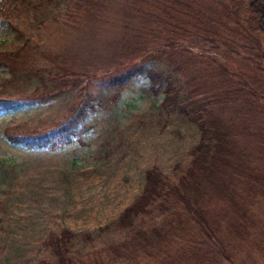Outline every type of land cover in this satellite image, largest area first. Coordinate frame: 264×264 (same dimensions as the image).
I'll return each instance as SVG.
<instances>
[{"label": "rangeland", "instance_id": "1", "mask_svg": "<svg viewBox=\"0 0 264 264\" xmlns=\"http://www.w3.org/2000/svg\"><path fill=\"white\" fill-rule=\"evenodd\" d=\"M44 1L26 0L24 9L14 14L9 11L10 28L0 31V61L13 50L17 57L9 55L4 62L14 69L34 72L41 67L61 78L52 85L67 82L72 90L65 93L68 90L61 89L51 102L36 103L32 95L38 83H23L15 90L7 83L9 72L0 66V102L18 104L0 114V264H29L43 258L41 243L50 232L63 228L93 234L95 248L117 242L121 235L98 237L97 230L115 220L140 193L145 171L157 166L174 178L175 166L188 164L190 148L199 141L190 125L174 119L165 124V115L157 109L160 101L145 95L141 82L125 92L111 112L93 116L89 121L92 129L83 135L82 144L34 150L12 146L5 137L11 128L22 134L48 131L69 116L73 101L82 97L89 81L125 71V63L120 66L125 60L117 24L122 0H74L52 6ZM25 41L23 48L20 45ZM179 45L184 57L191 58L187 69L203 83L201 98L205 101L216 100L223 95L222 89L229 90V84L221 86L224 80L211 77L213 68L219 67L237 81L242 75L252 79L254 73H261L253 66L258 59L251 50L232 39L186 38L180 39ZM240 85L250 88L251 80ZM224 107V116L246 130L244 146L248 151L262 148L264 107L242 102ZM104 137L109 138L107 152H113L115 160L102 172L97 171L94 157ZM207 208L205 217L212 227L217 226L215 235L231 257L227 259L209 246L211 264H264V194L248 212H241L239 221L228 206L215 203ZM239 229L243 239L230 241L229 235ZM198 263L204 264L202 259Z\"/></svg>", "mask_w": 264, "mask_h": 264}, {"label": "trees", "instance_id": "2", "mask_svg": "<svg viewBox=\"0 0 264 264\" xmlns=\"http://www.w3.org/2000/svg\"><path fill=\"white\" fill-rule=\"evenodd\" d=\"M70 1L74 0H47V5ZM23 4L26 0H0V31L10 28L9 11L17 13L25 8ZM120 6L117 24L123 41L121 58L125 60L120 66L125 63V71L89 81L82 97L73 101L69 116L50 130L22 134L14 127L5 133L7 141L27 150L82 144L83 135L92 129L89 121L93 116L111 112L123 94L141 82L145 85L142 92L160 101L157 109L165 115V124L174 119L190 125L199 141L190 148L188 164L175 166L174 178L157 166L145 171L140 193L115 220L97 230L98 237L116 233L122 236L120 240L95 248L93 234L63 228L47 235L41 243L45 256L29 264H197L200 259L211 264L209 246L231 259L223 250L224 242L215 235L217 226L212 227L205 216L208 206L220 203L239 221L241 212H248L264 194V142L262 148L248 151L244 146L246 130L223 113L229 103L264 107V0H122ZM197 37L242 43L258 59L253 66L261 73H254L252 79L242 75L237 81L215 67L211 77L224 80L221 86L227 83L229 90L222 89L223 95L216 100L205 101L201 98L203 83L187 69L192 61L184 57L179 45L180 39ZM20 46L25 48L27 42ZM9 55L17 57L13 50ZM9 55L0 61L9 72L7 83L19 90L23 83L35 80L39 85L32 95L36 103L51 102L61 89L68 90L65 93L72 90L67 82L52 85L61 78L41 67L34 72L14 69L4 62ZM243 80H251L250 88L240 85ZM1 102L0 114L18 107ZM108 141L104 137L97 145V171H107L113 159V152H107ZM244 185L253 187L246 190ZM239 234L243 235L241 229L232 232L229 240L241 241Z\"/></svg>", "mask_w": 264, "mask_h": 264}]
</instances>
